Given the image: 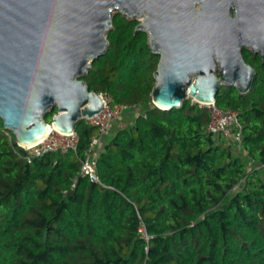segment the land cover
<instances>
[{
    "label": "trees",
    "instance_id": "16d2710c",
    "mask_svg": "<svg viewBox=\"0 0 264 264\" xmlns=\"http://www.w3.org/2000/svg\"><path fill=\"white\" fill-rule=\"evenodd\" d=\"M113 24L107 55L84 80L147 117L104 142L100 182L81 173L96 134L84 122L77 152L32 163L0 132V264H264V66L248 94L217 97L239 116L246 161L207 132L206 108L153 104L160 57L137 22L117 14Z\"/></svg>",
    "mask_w": 264,
    "mask_h": 264
},
{
    "label": "water",
    "instance_id": "95a60500",
    "mask_svg": "<svg viewBox=\"0 0 264 264\" xmlns=\"http://www.w3.org/2000/svg\"><path fill=\"white\" fill-rule=\"evenodd\" d=\"M114 12L144 16L135 33L146 32L160 57L158 109L217 103L222 88L252 90L257 74L242 49L264 63V0H0V121L20 147L45 137L56 109L51 124L67 134L104 110L84 78L108 53Z\"/></svg>",
    "mask_w": 264,
    "mask_h": 264
},
{
    "label": "built area",
    "instance_id": "2783aa9c",
    "mask_svg": "<svg viewBox=\"0 0 264 264\" xmlns=\"http://www.w3.org/2000/svg\"><path fill=\"white\" fill-rule=\"evenodd\" d=\"M99 96L103 102L104 110L92 117H85L83 119V122L87 126L96 129V134L91 140L90 148L85 154V160L81 169V173L88 176L93 182H100L97 176V160L104 139L109 136L115 122L126 112L137 114L138 117L141 115L144 118L147 117L138 106L114 105V100L110 95L101 93ZM199 105L206 108L209 113V122L206 128L208 133L212 135L224 134L227 139L234 138L239 142L241 141L242 129L237 112L233 110H221L216 103ZM54 116H57V114ZM48 125L49 132L40 142L32 146L21 147L26 152L28 163H32L34 159L41 158L50 153L60 152L66 154L70 151L77 152L80 136L76 129L72 134H67L57 130L51 123ZM7 135L12 140L10 133Z\"/></svg>",
    "mask_w": 264,
    "mask_h": 264
},
{
    "label": "rangeland",
    "instance_id": "374dc122",
    "mask_svg": "<svg viewBox=\"0 0 264 264\" xmlns=\"http://www.w3.org/2000/svg\"><path fill=\"white\" fill-rule=\"evenodd\" d=\"M117 14H119V12H114L113 16H116ZM123 17H125V16H123ZM125 18L128 19V20L137 22L138 25L144 20V18H133V19L132 18H128V17H125ZM112 29H114V27ZM140 33H141L140 36L142 38H144L143 42L146 43V45L151 49V46L149 45L148 34L146 32H144V31L140 32ZM151 51H152V49H151ZM114 105H117L116 102H114ZM137 117H138L137 114L135 115L134 113H130V112L123 113L121 118L118 121L115 122L112 131L110 132L109 136H107L104 139V142L105 141L107 142L108 140H110L117 130L132 125L135 122V119ZM81 126H82V123L77 124L76 127H75L76 131H79ZM4 130H6V127H5L4 123L2 121H0V132H3ZM228 144L233 145L236 155L242 156L244 158V160L248 161L246 155L243 153V150L240 147L239 141L235 140L234 138H231V139H228Z\"/></svg>",
    "mask_w": 264,
    "mask_h": 264
},
{
    "label": "flooded vegetation",
    "instance_id": "af4514ba",
    "mask_svg": "<svg viewBox=\"0 0 264 264\" xmlns=\"http://www.w3.org/2000/svg\"><path fill=\"white\" fill-rule=\"evenodd\" d=\"M230 15H231L232 19H235L237 16V9L233 8L231 10ZM242 56H243L245 62L249 66L254 68V70L256 71V74L258 76V72L260 71L259 69L261 68V66H264L261 54H256L252 47L246 45L242 49Z\"/></svg>",
    "mask_w": 264,
    "mask_h": 264
},
{
    "label": "bare ground",
    "instance_id": "6f19581e",
    "mask_svg": "<svg viewBox=\"0 0 264 264\" xmlns=\"http://www.w3.org/2000/svg\"><path fill=\"white\" fill-rule=\"evenodd\" d=\"M139 18H144V16H142V17H139ZM48 132H49V129H48ZM48 132H47V134H48ZM47 134H46V135H47ZM46 135H45V136H46Z\"/></svg>",
    "mask_w": 264,
    "mask_h": 264
},
{
    "label": "crops",
    "instance_id": "0c3cea01",
    "mask_svg": "<svg viewBox=\"0 0 264 264\" xmlns=\"http://www.w3.org/2000/svg\"><path fill=\"white\" fill-rule=\"evenodd\" d=\"M104 145V142H103V144H102V146Z\"/></svg>",
    "mask_w": 264,
    "mask_h": 264
}]
</instances>
